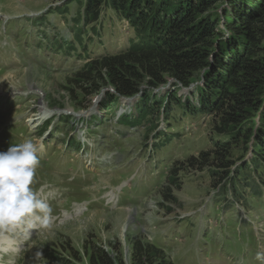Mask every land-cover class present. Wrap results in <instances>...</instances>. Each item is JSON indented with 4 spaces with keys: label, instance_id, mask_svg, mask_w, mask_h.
Masks as SVG:
<instances>
[{
    "label": "rangeland",
    "instance_id": "1",
    "mask_svg": "<svg viewBox=\"0 0 264 264\" xmlns=\"http://www.w3.org/2000/svg\"><path fill=\"white\" fill-rule=\"evenodd\" d=\"M67 1L0 0V151L27 139L37 148L41 140L37 153L46 164L36 169L32 188L51 207L49 219L55 218L27 239L17 264H47L49 251L72 257V251H64L68 244L82 259L77 263L88 264L84 243L90 251L94 244L130 264L128 236L157 244L174 264H264V188L249 182L251 167L234 186L239 197L230 183L225 189L215 186L217 177L207 170L185 168L176 175L180 186L172 187L174 200L162 201L169 168L206 148L204 138L211 131L207 115L180 116L175 108L171 112L175 118L166 122L154 112L153 99L148 112L140 114L132 104L107 103L105 92L99 93L91 113L85 108L82 120L53 112L59 106L76 112L77 101L71 98L75 95L79 101L82 94L71 89L70 77L89 57L117 52L131 40L126 21L111 10L102 13L93 29L74 30L80 4L74 0L64 10L55 8ZM24 51L50 52L46 60L51 63L46 69L29 66ZM30 87L34 92L23 95ZM86 100L85 105L90 104ZM39 102L51 108L47 110L52 130L45 128L47 121L41 119L45 107L39 109ZM15 125L20 133L18 127L10 129L11 134L3 132ZM241 153L234 150V156ZM248 158L249 153L244 160ZM66 160L75 168H66ZM83 167L85 185L75 182L68 188L62 173L82 177ZM259 173L264 180V170ZM80 207L83 211L76 212ZM22 230L19 235H28ZM9 259L4 256V263Z\"/></svg>",
    "mask_w": 264,
    "mask_h": 264
},
{
    "label": "trees",
    "instance_id": "2",
    "mask_svg": "<svg viewBox=\"0 0 264 264\" xmlns=\"http://www.w3.org/2000/svg\"><path fill=\"white\" fill-rule=\"evenodd\" d=\"M72 1L56 9L64 10ZM76 2L80 7L73 19L74 30L83 32L82 25L96 23L102 12L111 10L126 21L131 40L119 52L92 57L73 72L71 89L82 94L79 101L75 95L71 98L77 101L75 107L84 108L86 99L110 85L116 95L107 93V103L141 92L134 105L140 114L148 112L153 99L154 112L161 111L166 122L175 118L171 117L175 108L180 116L209 117L206 148L169 168L162 201L174 200L172 187L180 186L176 175L185 168L207 170L217 177L215 186L221 184L225 189L230 183L239 197L234 186L251 167L249 182L263 191L259 170H264V0ZM169 79L173 81L163 97L154 94L153 88ZM177 84L192 88L188 94L179 93ZM237 149L242 153L234 156ZM247 153L249 158L244 160ZM234 199L237 201L236 196ZM128 239L130 264H174L157 244L140 237ZM91 247L90 251L89 244L83 245L89 264H126L121 255L114 258L100 246ZM64 251H72V257L49 251L47 264H76L72 258L80 255L71 244Z\"/></svg>",
    "mask_w": 264,
    "mask_h": 264
},
{
    "label": "clouds",
    "instance_id": "3",
    "mask_svg": "<svg viewBox=\"0 0 264 264\" xmlns=\"http://www.w3.org/2000/svg\"><path fill=\"white\" fill-rule=\"evenodd\" d=\"M39 165L37 148L31 139L0 151V237L26 220L47 225L52 209L37 198L32 188Z\"/></svg>",
    "mask_w": 264,
    "mask_h": 264
},
{
    "label": "bare ground",
    "instance_id": "4",
    "mask_svg": "<svg viewBox=\"0 0 264 264\" xmlns=\"http://www.w3.org/2000/svg\"><path fill=\"white\" fill-rule=\"evenodd\" d=\"M42 106H44V105H42ZM38 116H40V115H38ZM44 117H46V115L45 116L42 115L41 119L44 118ZM39 118L37 117V119H39ZM26 225H30V227H26ZM32 227H35L34 224L32 223V220H28V221H25L24 224H22L21 226L16 228V229H19V230H16V231L11 230L6 236L0 237V264H6L3 261V258H4L3 255L8 254L10 252H16L18 247L23 242V239L27 237V235H24V236L19 235V233L22 230V228H24L22 230V232L23 231H28V233H29V230ZM27 228H29V230ZM12 234L13 235L17 234V236L13 237Z\"/></svg>",
    "mask_w": 264,
    "mask_h": 264
},
{
    "label": "water",
    "instance_id": "5",
    "mask_svg": "<svg viewBox=\"0 0 264 264\" xmlns=\"http://www.w3.org/2000/svg\"><path fill=\"white\" fill-rule=\"evenodd\" d=\"M127 99V98H126Z\"/></svg>",
    "mask_w": 264,
    "mask_h": 264
}]
</instances>
